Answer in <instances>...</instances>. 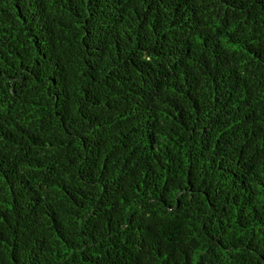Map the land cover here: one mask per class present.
Listing matches in <instances>:
<instances>
[{
	"label": "trees",
	"instance_id": "1",
	"mask_svg": "<svg viewBox=\"0 0 264 264\" xmlns=\"http://www.w3.org/2000/svg\"><path fill=\"white\" fill-rule=\"evenodd\" d=\"M0 264H264V0H0Z\"/></svg>",
	"mask_w": 264,
	"mask_h": 264
}]
</instances>
